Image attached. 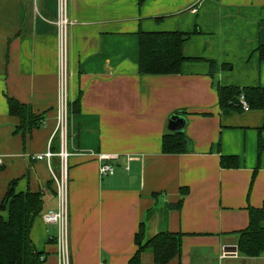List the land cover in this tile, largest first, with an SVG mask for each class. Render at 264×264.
<instances>
[{"label":"crops","instance_id":"1","mask_svg":"<svg viewBox=\"0 0 264 264\" xmlns=\"http://www.w3.org/2000/svg\"><path fill=\"white\" fill-rule=\"evenodd\" d=\"M65 14L70 264H128L140 223L145 238L183 233L180 255L166 264H264V252H238L235 233L248 223V205L264 207V148L260 183L247 194L259 138L264 144V130L258 131L264 112L222 114L216 90L217 84L264 86L258 53L264 0H65ZM58 16L59 0H0V202L15 181L16 192L43 194L42 212L56 206L54 185L46 162L30 156L45 151L50 140L51 150H59L58 135L51 137ZM139 31L190 33L182 51L198 60L183 62L177 74L141 75ZM189 38L203 49L191 50ZM8 97L41 115L40 125L16 131L19 119L10 115ZM175 114L186 119L191 151L163 153L162 135ZM89 152L117 154L110 160L113 174L100 176ZM223 155H236L238 167L222 168ZM51 162L57 170L58 157ZM181 187L188 188L183 197ZM181 198L180 209L170 208ZM0 214L6 218L7 209ZM56 233V225L35 218L30 237L42 264H59ZM140 264H155L150 251Z\"/></svg>","mask_w":264,"mask_h":264},{"label":"trees","instance_id":"2","mask_svg":"<svg viewBox=\"0 0 264 264\" xmlns=\"http://www.w3.org/2000/svg\"><path fill=\"white\" fill-rule=\"evenodd\" d=\"M190 33L180 31H139L138 32V73L141 75H167L181 72L183 62L198 60L197 57H186L182 46ZM259 59H264V45L258 47ZM213 65V63H211ZM214 70L211 69V74ZM218 106L222 114L232 110L244 111L240 104H234L233 98L243 95L248 110L264 112V86L238 87L233 85H216ZM10 115L19 119L16 131L29 132L40 125L41 115L32 108L7 98ZM79 100L73 102L72 112L77 111ZM71 111V110H70ZM264 130V120L259 133ZM264 148L261 139L258 140V162L253 175L259 168V155ZM51 149H55L51 146ZM161 149L163 153H183L191 151L190 140L183 132H169L162 135ZM239 159L236 155L220 156L222 168H236ZM15 181H12L0 202V211L7 209V217L0 214V264H42L44 257L38 251L30 237L32 224L41 213L43 194L41 192H16ZM188 193L187 187L180 188L183 197ZM182 198L170 204V208L178 210ZM247 225L235 231L238 234L237 250L248 257H256L264 252V207L248 205ZM183 233L158 232L145 238L144 225L140 223L134 234L136 250L128 260V264H140L144 251L152 253L155 264H166L178 257L181 252Z\"/></svg>","mask_w":264,"mask_h":264},{"label":"built area","instance_id":"3","mask_svg":"<svg viewBox=\"0 0 264 264\" xmlns=\"http://www.w3.org/2000/svg\"><path fill=\"white\" fill-rule=\"evenodd\" d=\"M66 20L65 14V0H59V16L56 22L58 26V101L56 105V119L55 128L52 133V138L58 135L59 150L54 153L51 150L50 143L48 142L45 151L31 155L30 157L35 160H44L50 172L51 181L54 185V196L56 200L55 208L43 211L39 216L41 221L46 225H56L57 233L55 235V243L57 245V257L59 264H70V248L68 241V165L67 159L69 152L67 151L66 143L68 138V79L65 64V38H66ZM239 104L244 111L248 110L246 100L243 95L238 97ZM51 138V139H52ZM93 154L99 161L98 173L100 176L113 174L114 166L110 160L118 159L117 154H102L89 152ZM58 157L59 167L54 170L52 167V158ZM134 159L132 156H126V160ZM2 159L0 157V165ZM126 169H129L126 166ZM232 253V252H229Z\"/></svg>","mask_w":264,"mask_h":264},{"label":"water","instance_id":"4","mask_svg":"<svg viewBox=\"0 0 264 264\" xmlns=\"http://www.w3.org/2000/svg\"><path fill=\"white\" fill-rule=\"evenodd\" d=\"M233 103L234 104H239L238 97H234L233 98ZM185 125H186L185 117L182 116V115L175 114V115H172L170 117V119H169V127L168 128H169V130L171 132H183L184 128H185ZM230 250L231 251H229V252H235L236 251V247L233 246Z\"/></svg>","mask_w":264,"mask_h":264},{"label":"rangeland","instance_id":"5","mask_svg":"<svg viewBox=\"0 0 264 264\" xmlns=\"http://www.w3.org/2000/svg\"><path fill=\"white\" fill-rule=\"evenodd\" d=\"M187 44H189L188 46L191 47V50H195V49L196 50H202L203 49L202 48L203 44H201V42L196 40V39H190L189 38V41ZM252 173L253 172L250 173V178L248 180V182H249L248 183V189H247V194H249L250 196H251L252 192L254 191V189H253L254 182H255V185H256V182H257V184L260 183V182H258V172H256L253 175V177H252ZM262 205H264V204H262Z\"/></svg>","mask_w":264,"mask_h":264}]
</instances>
